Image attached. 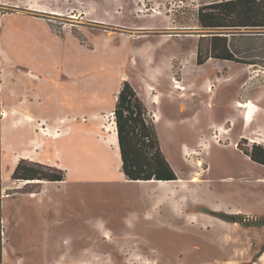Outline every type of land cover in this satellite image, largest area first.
I'll list each match as a JSON object with an SVG mask.
<instances>
[{"label":"rangeland","instance_id":"374dc122","mask_svg":"<svg viewBox=\"0 0 264 264\" xmlns=\"http://www.w3.org/2000/svg\"><path fill=\"white\" fill-rule=\"evenodd\" d=\"M208 1L0 0V264H224L237 252L225 257L227 243L220 241L213 254L207 235L231 231L219 220L211 225L212 218L264 225V217L227 213L262 192L252 182L238 183V172L264 169L237 147L247 155L251 145L264 149V137L254 135H264V30L234 31L231 38L238 57L257 65L211 58L197 65L198 52L207 56L208 36L232 35L200 26L197 12ZM123 75L147 103L144 89L149 98L158 95L147 112L153 122L160 109L159 141L185 182L166 192L178 212L167 200L153 204L149 187L125 182L113 160L105 171L93 168L107 160L87 154L103 149L93 136H81V170L72 157L77 144L51 140L52 127H65L55 102L84 112L96 106L111 124L107 111ZM45 89L54 103H45ZM246 102L255 119L248 131L239 107ZM42 123L47 135L39 131ZM20 161L40 164L47 174L63 172L54 162L60 163L68 170L65 184H23L12 177ZM263 251L264 242L253 263L264 264Z\"/></svg>","mask_w":264,"mask_h":264},{"label":"trees","instance_id":"16d2710c","mask_svg":"<svg viewBox=\"0 0 264 264\" xmlns=\"http://www.w3.org/2000/svg\"><path fill=\"white\" fill-rule=\"evenodd\" d=\"M197 19L203 29L224 30L232 33L231 36H208L207 56L202 59L198 52L197 65H202L209 58L247 66L258 64L250 59L239 58L241 52L234 49L231 38L235 37L234 31L264 30V0H209L199 8ZM113 118L121 163L120 170L126 180L172 182L178 179L161 151L154 117L152 122L146 107L127 81L122 83L117 94ZM254 148L260 150L264 156L263 148L258 145H254ZM249 157L254 161V157L250 155ZM63 173L56 169L47 174L40 164H24L20 161L12 177L22 181L58 183L64 180ZM233 222L256 227V225L245 223L242 218H237V221Z\"/></svg>","mask_w":264,"mask_h":264},{"label":"crops","instance_id":"0c3cea01","mask_svg":"<svg viewBox=\"0 0 264 264\" xmlns=\"http://www.w3.org/2000/svg\"><path fill=\"white\" fill-rule=\"evenodd\" d=\"M78 73L79 74H77V76H81V73L80 72ZM31 77L35 78V76H31ZM123 77L125 78H122V80H126L130 83L132 82L131 79H129L127 76L123 75ZM142 79L146 80L147 78L144 75H142ZM163 80H164V84H165V81L167 82V84L170 83V78L167 79L164 77ZM151 85L155 86L153 84ZM156 87H158V93H162V91L159 90V88L162 86L156 85ZM46 89L43 90V93L41 94L43 96L45 103H49L51 101H53L54 103L55 99L50 100V101L47 100V97L50 96L51 91H48ZM119 89L117 90L116 95L114 96V99L112 101L111 110L107 111L110 117L112 118L111 124H106L104 121H101L103 117L105 118V115L102 116L101 113L99 112L97 113L96 111L92 110L96 106H94L90 111L84 112V111L75 110L74 108L69 107V106L63 107L58 102H55L56 104H58L59 110L60 112H62V115H64V116H61L59 113L55 114L56 116L58 115L59 118L61 117L58 124L59 125L65 124V127L62 129H56L55 127L54 128L52 127L51 128L52 133H49V134L53 142H57L58 140H62L64 138L65 139L69 138L68 140L69 145L77 144V151H78L76 155L77 157H75V154H73L72 156L73 159H75V162H77V164L74 166L76 170H81V136H84V137L93 136L94 139L101 145L103 149L97 150V151H94L92 149L91 151H88L87 154H91L92 156L94 155L96 157H107L106 161L104 160L98 161V162L96 161V163L93 164L94 165L93 168L101 169L105 171L110 168V164L113 160V162H115L114 167H116V169H118V172L122 174L120 170L121 163H120V157H119L116 128H115V122L113 119V109L115 106V102L117 99V94L119 92ZM144 91H145L146 97L148 98V103L145 101V99H143V97L139 96V94L135 90L139 99L142 101V103L144 104V106L146 107L148 111L149 110L148 106L152 104H159L158 95L157 96L153 95L154 97L152 96L149 98L150 93L145 89ZM53 98H54V94H53ZM25 114L27 115V118L29 121L34 120L32 115L26 112ZM159 115L162 118L160 109H159V112H154L153 117L158 118ZM3 117H6L5 112H3ZM44 126L45 124L42 123L40 125L39 131L41 134L47 135V132H46L47 130H45ZM156 131L159 132L157 129ZM157 135H158V138H160V134L157 133ZM23 137H24V140H26L27 138L30 137V135L27 133ZM159 142H160L161 151L163 152L164 156L167 159V154L164 151L162 141L160 140ZM248 158H244V159L249 161ZM16 161L17 160L13 161V165L17 163ZM54 163H55V166L63 170L65 174L68 173V170H65L66 169L65 166L61 165L58 162H54ZM169 164L172 170L174 171L175 175L178 177L176 181H172V182H156V181H145V182L136 181L135 182V181H127V180H124V181L127 182L128 184L141 187L142 189L149 187L152 191L153 204H158L164 200H167L172 205L173 210L178 212L175 201L172 198L171 200L166 198V192L174 193L175 191L178 190V188H176L177 186L176 182L180 179L178 176L177 170L173 167L171 163ZM261 168L264 169V167H261ZM242 173H243L242 171L237 173L238 183L243 184L246 182L247 183L250 182L251 184L252 182V184H254L257 188L259 187L262 188V192L254 193L253 198H251L249 201H246L243 199L239 200L237 202V206L231 205L227 209L228 211L227 213L230 215V217L237 216V217H243V218L247 217L248 218L251 216V217H256V218H263L264 217V171L256 170L255 172L252 173V170H251L250 175L245 174L244 176H241ZM65 181L66 179H64L63 182H58V183L65 184ZM162 183H165L167 187L161 186ZM35 196L36 194L30 197L33 198ZM147 196H151V193L147 192ZM189 218L191 219L193 217L189 216ZM218 220L222 222L225 225L226 230L228 229L229 231H231V233L226 234L224 232H218V233L213 232L207 235V239L211 241V244H209V246L210 248L213 249V254H215V252L216 253L219 252L218 251L219 242L225 241L227 244H225V247L222 251L223 254H225V257L230 258V255L232 253L237 252V259L233 258L232 259L233 261L225 260L223 262L224 264H248V263L252 264L254 255L258 252L259 247L264 242V225L261 227H250V226L241 225L238 222L227 221V220L224 221L218 218H212L210 221L211 223L210 222L209 223L212 225V223H215V221H218ZM132 229L133 230L136 229L134 224H132ZM207 229H210V228L207 227ZM233 231H235V234L233 233ZM199 251L200 249L196 247L193 253L198 255ZM79 252H81V249L79 250ZM263 253L264 251L262 252V254ZM164 258H170V257L165 256ZM202 258L203 257L198 258V259L201 261ZM259 258H261V256Z\"/></svg>","mask_w":264,"mask_h":264},{"label":"bare ground","instance_id":"6f19581e","mask_svg":"<svg viewBox=\"0 0 264 264\" xmlns=\"http://www.w3.org/2000/svg\"><path fill=\"white\" fill-rule=\"evenodd\" d=\"M33 11H37V12H41V13H49V14H56L55 12H51V11H46V10H40V9H32ZM56 15H59V14H56ZM61 15V14H60ZM70 17L71 18H76L75 16H72V15H70ZM69 17V18H70ZM122 78H125V77H123L122 76ZM174 83L175 84H180L178 81H176V80H174ZM250 106H251V108H252V104H250V103H241L240 105H239V107H241V108H244L245 110H244V113H243V115H242V120L244 121V123L246 124V131H248V130H250V129H252L251 128V126H252V124H253V122L255 121V119H253L252 118V115H253V111H252V109L250 108ZM154 123H155V125H157L158 123H159V119L158 118H154ZM257 131V130H256ZM254 135H256V136H259V137H264V135L262 136L261 134H260V131H257V132H254ZM113 142V141H112ZM263 142H264V138H263ZM115 145V144H114ZM197 166H199V163L197 164ZM198 180H197V178L196 177H194L192 180H191V182H197ZM41 182H43V181H25V182H23V184H27V183H41ZM176 184H177V186H183L184 184H185V182H184V180L183 179H179L177 182H176ZM161 186H163V187H167V185H165V183H162V185ZM35 194H32V195H30V196H34ZM264 254V253H263ZM262 254V255H263ZM261 255V256H262ZM263 258L262 259H264V255L262 256ZM252 264H257V263H252Z\"/></svg>","mask_w":264,"mask_h":264},{"label":"flooded vegetation","instance_id":"af4514ba","mask_svg":"<svg viewBox=\"0 0 264 264\" xmlns=\"http://www.w3.org/2000/svg\"><path fill=\"white\" fill-rule=\"evenodd\" d=\"M245 141L246 140L242 139V140H239L238 142H240V143L243 142L242 144H240L241 146H243V145L244 146H246V145L249 146V144H246ZM237 150H238V152L240 154H242V156L244 158H248L249 155L254 157V161L249 157L248 158L249 162L255 164L256 166L264 167V156H262L260 150H257V149L254 148V145H251L250 150H247V149L245 150V151H247L249 153L248 155L242 149H238V147H237Z\"/></svg>","mask_w":264,"mask_h":264},{"label":"water","instance_id":"95a60500","mask_svg":"<svg viewBox=\"0 0 264 264\" xmlns=\"http://www.w3.org/2000/svg\"><path fill=\"white\" fill-rule=\"evenodd\" d=\"M212 33H216V34H222V33H219L221 32L222 30H210ZM222 36V35H220ZM224 36H227V35H224Z\"/></svg>","mask_w":264,"mask_h":264}]
</instances>
